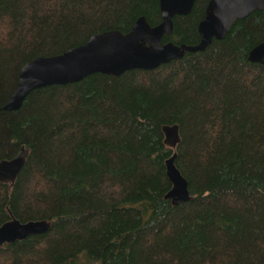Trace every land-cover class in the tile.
Returning <instances> with one entry per match:
<instances>
[{
	"label": "trees",
	"instance_id": "16d2710c",
	"mask_svg": "<svg viewBox=\"0 0 264 264\" xmlns=\"http://www.w3.org/2000/svg\"><path fill=\"white\" fill-rule=\"evenodd\" d=\"M208 0L172 19L163 43L194 46ZM161 22L159 0H0V225L51 230L0 248V264H264V10L235 21L204 52L152 71L94 74L3 106L24 64L92 35ZM179 126L175 165L192 201L173 207L161 127Z\"/></svg>",
	"mask_w": 264,
	"mask_h": 264
},
{
	"label": "water",
	"instance_id": "95a60500",
	"mask_svg": "<svg viewBox=\"0 0 264 264\" xmlns=\"http://www.w3.org/2000/svg\"><path fill=\"white\" fill-rule=\"evenodd\" d=\"M197 0H159L160 24L151 27L144 17L136 20L131 30L123 34L118 30L92 35L84 44L62 54L37 57L23 65L18 74L14 92L2 110L18 111L32 92L51 86H67L81 82L88 76L102 74L119 77L133 70L152 71L186 53L204 52L212 40H222L231 25L254 11L264 10V0H208L205 18L198 26L199 43L194 46L163 43L164 36L173 31L172 19L187 16ZM247 61L264 65V41L247 54ZM163 144L172 155L165 160L166 177L171 184L164 198L176 207L192 201L188 183L175 165L176 149L181 143L179 126L161 127ZM28 154L21 148L18 155L0 162V182L13 183L22 171ZM51 230L46 220L22 223L14 218L0 225V248Z\"/></svg>",
	"mask_w": 264,
	"mask_h": 264
}]
</instances>
